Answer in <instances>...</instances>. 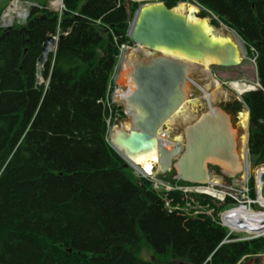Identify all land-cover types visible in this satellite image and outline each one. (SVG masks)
Instances as JSON below:
<instances>
[{"label":"trees","instance_id":"1","mask_svg":"<svg viewBox=\"0 0 264 264\" xmlns=\"http://www.w3.org/2000/svg\"><path fill=\"white\" fill-rule=\"evenodd\" d=\"M196 1L200 17L214 15L211 23L229 26L255 52L260 86L241 97L249 163L262 165L264 0ZM62 3L58 12L38 2L24 24L0 28V264H235L261 249L222 242L224 228L205 216L168 211L179 194L153 190L108 141L106 119L113 123L121 107L111 103L110 112L106 95L119 46L133 45L128 28L139 2ZM48 34L58 36L56 51L39 71Z\"/></svg>","mask_w":264,"mask_h":264},{"label":"water","instance_id":"2","mask_svg":"<svg viewBox=\"0 0 264 264\" xmlns=\"http://www.w3.org/2000/svg\"><path fill=\"white\" fill-rule=\"evenodd\" d=\"M203 19L192 20L163 1L142 4L135 10L128 36L136 45L134 50L148 51L119 61V71L129 75L132 86H117L112 91L111 100L121 107V115L110 127L108 141L123 157L155 156L158 171L171 172L173 180L215 185L210 180L212 166L220 178L230 179L241 174L243 165L240 138L244 128L233 123L231 112L215 103L207 105L183 126L182 141L164 143L159 136L190 99L189 85L196 83L191 78L192 62L209 59L230 67L241 61L239 43L207 31ZM57 39L46 35L37 58L39 71L56 51ZM246 131L248 139V120ZM256 176L260 180L261 173ZM259 264H264V256Z\"/></svg>","mask_w":264,"mask_h":264},{"label":"rangeland","instance_id":"3","mask_svg":"<svg viewBox=\"0 0 264 264\" xmlns=\"http://www.w3.org/2000/svg\"><path fill=\"white\" fill-rule=\"evenodd\" d=\"M43 0L36 1V0H0V28L5 29L8 27L2 26L3 24V18L12 20V26L24 24L25 22H19V20L16 17V14L21 7H26L27 10H30V7L32 5L38 4V2H42ZM62 0H45L47 5L54 10H57L58 12H61L62 8ZM129 1V0H128ZM130 1H136L139 2L140 5L146 4L149 1H142V0H130ZM187 0H185L182 3H187ZM190 4L195 5L196 10L191 13L192 16H195L199 19L205 18L207 20V23L212 27L211 33L215 36H221V37H231L232 33L230 31V27L223 24L220 21H217L216 24L211 23L212 18H215L214 15H205L204 17L199 16L200 7L197 6L193 0H188ZM181 3V2H179ZM178 3V4H179ZM177 4V5H178ZM176 5V6H177ZM29 13V12H28ZM134 14V13H133ZM133 16V15H132ZM27 18V17H26ZM132 19V17H131ZM130 19V21H131ZM216 19V18H215ZM249 46V45H248ZM250 48V55L246 56L242 52H240L241 61L237 66H230V67H224L216 65L215 63L211 62L207 65L208 69V76L205 74H202L199 71H192L191 72V78L194 82H196L199 86L206 88L209 92H214L215 99L212 102V104H223L227 102H236V113H232V121L236 126H243V121L241 118V114L245 112L247 109L244 101L242 100L241 95H238L237 92L233 89V87L230 85L232 81H237L241 83L242 86H257V74H256V62H255V52L251 46ZM139 50H133L132 47L128 48L126 51V54H128L130 57L134 56L135 54H141ZM144 52V51H142ZM127 55V56H128ZM128 56V57H129ZM124 58H127L124 56ZM118 60V55H117ZM116 60V62H117ZM199 63V62H197ZM201 65V64H200ZM115 68V66H114ZM119 66L113 70L112 74V84L115 87L119 86L120 88H126L132 86V81L129 77V75L125 72H122L120 74H124V76H119ZM129 77V78H128ZM113 88V89H114ZM190 99L185 104L184 108H182L177 115L173 116V118L170 121H167V123L164 125V132H161L159 134L162 141L167 140L170 143H173L174 140H180L183 139V126L192 121L193 118L198 116V114L202 111H204L207 108V102L205 98L203 97V91L197 87L195 84H190ZM113 91V90H112ZM235 105V104H234ZM119 116L116 117L115 123L117 122ZM250 157V156H249ZM124 158V157H123ZM124 160L126 163L128 162L125 158ZM250 161L252 163H255V160L250 157ZM249 163V159H248ZM129 164V163H128ZM250 164V163H249ZM133 174L137 176L136 170L129 164ZM251 166V165H250ZM260 165L251 166L252 169H255L259 167ZM215 167V166H214ZM211 167V177L218 176L217 168ZM215 169V170H214ZM213 170V171H212ZM216 173V174H215ZM171 174V173H170ZM165 173L162 176H169ZM251 177L254 180V186L256 189V177L254 173H251ZM166 178L164 179H167ZM220 178V175L218 176ZM250 177V178H251ZM217 178V177H216ZM221 181L216 184L215 187L212 188L213 194H205L206 198H203V200H193L189 197H186L181 203L175 204V207L180 208V210H183L185 214H187L188 217H196V216H205L209 218L210 220L219 223L225 230V238L223 240L224 243H230V242H250L249 244L253 245H260L261 249L249 253L247 255L242 256L235 264H259L261 259L264 256V232H255V231H249L241 228H232L230 227L226 221H224L221 217L224 213L225 208L230 207L232 203H229L228 205H225L224 207H221V204L218 202H222L224 200L225 196H227V191L229 190V186H237L239 188H242V178L240 174L238 176L234 177L233 179H225L220 178ZM263 182V181H262ZM250 182H248V192H251V186L249 187ZM250 188V190H249ZM264 185L262 184L261 190L262 194L264 195L263 191ZM225 193V195H224ZM230 197V196H229ZM231 198V197H230ZM234 203H236L237 199L241 200L242 197L240 195H235L231 198ZM218 201V202H217ZM251 208L253 210H261L262 208L256 203L252 204ZM254 242V243H253ZM152 252L148 248H144L142 251V256L146 259H149L152 255ZM174 264H183L181 261H176Z\"/></svg>","mask_w":264,"mask_h":264},{"label":"bare ground","instance_id":"4","mask_svg":"<svg viewBox=\"0 0 264 264\" xmlns=\"http://www.w3.org/2000/svg\"><path fill=\"white\" fill-rule=\"evenodd\" d=\"M176 9L180 12L186 13L188 15V17L191 18L192 20H198L197 17L191 15V13L196 10L195 5L181 2L176 6ZM202 22H203L205 29L211 33L212 27L207 23V20L204 18L202 20ZM230 31L232 33V39L234 41H236L237 43H239L240 49H241L240 51L243 54H245L246 56H249L250 55V48H249L248 44L233 29L230 28ZM142 50L144 52H147L144 49H142ZM167 53H170V52H167ZM171 54H173V53H171ZM127 55L128 54H125V57L129 56V55L128 56ZM123 59H125V58H123ZM210 61L211 60L206 59L201 63H197L196 61L192 62L191 63V71H199L202 74H205L206 76H208L209 72L207 69V65L210 63ZM118 66H119V64L117 66H115V68ZM115 68H114V70H115ZM120 73L121 72H119L120 77H122V76L125 77L124 74L122 75ZM195 85H197V87H199L200 89H203L202 90L203 91V97L205 98L207 105L211 106L212 102L215 99L214 92L207 91L206 88L199 86L197 83H195ZM230 85L233 87V89L237 92L238 95H241L246 90L253 88L250 85L242 86L241 83H239L237 81H232L230 83ZM241 118L243 121L244 130H243L242 136L240 138L241 160H242V164H243L241 172H240L241 173L240 176H241L242 180L246 181L248 175H252L251 173H254V175L256 176V173L257 174L262 173L264 171V168L258 169L259 167H257L255 169H252L250 164L248 163L247 143H246L247 142V131H246V129H247V120H248L247 109L245 110L244 113L241 114ZM163 142L169 143V141H167V140H164ZM128 159L131 162L136 163L138 165V167L143 168L144 171H146V170L150 171L157 165V159L155 156H129ZM216 177H213L214 179H212V177L210 178L211 183L217 184V183H219V181H221V179L218 176H216ZM260 188H261V186H260ZM203 189L206 192H208L209 194H213V192H211L212 188L203 187ZM260 199H261V202L264 203L263 197H261ZM222 219L225 220L226 223L228 225L232 226L233 228H241V229H245V230H249V231H255V232H259V231L264 230V227L262 228V225L260 224V222H262V220H264V211L263 212L261 210L253 211V210H250L248 208H244L243 205H240L235 209H230V210L226 211L225 213H223Z\"/></svg>","mask_w":264,"mask_h":264},{"label":"built area","instance_id":"5","mask_svg":"<svg viewBox=\"0 0 264 264\" xmlns=\"http://www.w3.org/2000/svg\"><path fill=\"white\" fill-rule=\"evenodd\" d=\"M154 1H157V0H154ZM196 4L198 7L203 8L202 5H200L198 2H196ZM63 8H64V5L62 4L61 9H63ZM28 12L29 11L27 10L26 7L19 8V10L16 14V17L19 20V22H25V20L27 19L26 17H28V14H29ZM3 19L4 20H3L2 26H4V27H11L12 26V20L5 19V18H3ZM130 47L131 46H129L127 44H121L119 46L117 65L119 64V61H121L123 59L127 49ZM132 48H135V46H133ZM105 103H106V106L109 108V111L111 112L110 105L112 103V100L110 98L109 92L106 95ZM110 118H111V115L106 119L108 126L111 125ZM128 163L136 170L138 177L148 179L151 182V188L153 190L159 192L160 194L164 193L165 195L169 194L170 192L177 193V194H179V196L181 198V202L186 197H189L193 200H203V198H206L205 194H209L208 192H206L203 189V187L213 188L216 186V185H211V184L201 185V184H195V183H185V184L183 183L182 184V183H178V182H173V181H170L168 179H164L163 177H161L158 170L152 169L150 171H147V170L144 171L143 168L138 167V165H136L135 163H133L131 161H128ZM250 177H251V175H248L246 181L242 180V183L244 185V186H242V188H239L237 186H229L228 187L229 190H226L227 196H225V198H224V200H222V202L225 201L226 197L230 196L232 198L235 195H240L242 197V199L241 200L237 199L236 203L232 202L230 207H228L224 210V213L230 209H235L240 205H243L244 208H248L250 210H253L251 208V205L256 204V203L262 208L261 211L262 212L264 211V203H262L261 199H260L261 197H263V201H264V195L262 194V190L260 188V186L262 187L263 182H262V180H257V178H256V181H255L256 189L254 186L253 187L254 196H251V193L248 192V182H250L249 181ZM249 187H250V185H249ZM249 190H250V188H249ZM224 195H225V193H224ZM199 196H201V198H199ZM181 202H179V203H181ZM222 202H218V203H222ZM179 203H176V204H179ZM165 204H166L167 208H170L172 210H178L180 212L182 211L183 213H185L183 210H180V208L169 205V202H167V201ZM259 210H256V211H259ZM253 211H255V210H253ZM260 224L262 225V228H263L264 227L263 226L264 220H262V222H260ZM230 227H232V226H230ZM261 232H264V230H262Z\"/></svg>","mask_w":264,"mask_h":264},{"label":"flooded vegetation","instance_id":"6","mask_svg":"<svg viewBox=\"0 0 264 264\" xmlns=\"http://www.w3.org/2000/svg\"><path fill=\"white\" fill-rule=\"evenodd\" d=\"M220 105V104H219ZM224 110L228 111V112H232V113H236V111L233 110V102H227V103H223L220 105ZM206 110V109H205ZM191 122V121H190ZM189 123V122H188ZM186 123V124H188ZM185 124V125H186ZM184 125V126H185ZM213 168V166H212ZM215 168V167H214ZM215 170V169H214ZM228 180V178H225Z\"/></svg>","mask_w":264,"mask_h":264}]
</instances>
